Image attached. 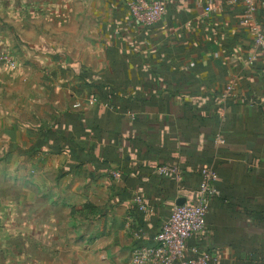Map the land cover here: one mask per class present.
<instances>
[{"label": "crops", "instance_id": "0c3cea01", "mask_svg": "<svg viewBox=\"0 0 264 264\" xmlns=\"http://www.w3.org/2000/svg\"><path fill=\"white\" fill-rule=\"evenodd\" d=\"M165 3L139 28L123 0H0L17 61L0 67V264H130L203 168L219 194L188 248L264 264V51L249 60L238 0ZM257 15L264 31V0Z\"/></svg>", "mask_w": 264, "mask_h": 264}, {"label": "built area", "instance_id": "2783aa9c", "mask_svg": "<svg viewBox=\"0 0 264 264\" xmlns=\"http://www.w3.org/2000/svg\"><path fill=\"white\" fill-rule=\"evenodd\" d=\"M243 7L241 25L252 39L249 60L255 61L259 51H264V31L258 19L262 0H238ZM128 12L129 23L139 28H148L164 20L167 14L165 0H123ZM211 8H207L209 12ZM0 67L12 70L17 67L13 54L0 43ZM236 84L229 86L233 91ZM76 105L75 107H78ZM222 143V139H218ZM159 174L170 176L178 174L175 168L161 167ZM118 177V173H113ZM217 172L212 168L201 170V183L198 198L194 202L175 205L168 219L154 237L153 246H140L134 249L130 264H207L212 256L197 248L189 249L188 241L204 232L206 219L210 212L212 197L219 194L216 188ZM133 202L142 212L147 206L140 194H135Z\"/></svg>", "mask_w": 264, "mask_h": 264}, {"label": "water", "instance_id": "95a60500", "mask_svg": "<svg viewBox=\"0 0 264 264\" xmlns=\"http://www.w3.org/2000/svg\"><path fill=\"white\" fill-rule=\"evenodd\" d=\"M183 204H185V200H181V201H179V202L177 203V205H183Z\"/></svg>", "mask_w": 264, "mask_h": 264}, {"label": "trees", "instance_id": "16d2710c", "mask_svg": "<svg viewBox=\"0 0 264 264\" xmlns=\"http://www.w3.org/2000/svg\"><path fill=\"white\" fill-rule=\"evenodd\" d=\"M215 171H216V170H215ZM215 197H216V196H213V197H212V200H214V199H215Z\"/></svg>", "mask_w": 264, "mask_h": 264}]
</instances>
